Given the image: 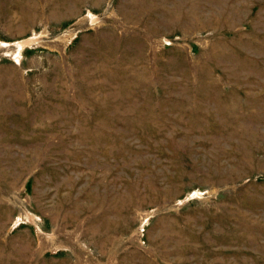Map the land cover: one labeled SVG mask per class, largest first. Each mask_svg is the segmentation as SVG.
Returning a JSON list of instances; mask_svg holds the SVG:
<instances>
[{
	"label": "rangeland",
	"instance_id": "obj_1",
	"mask_svg": "<svg viewBox=\"0 0 264 264\" xmlns=\"http://www.w3.org/2000/svg\"><path fill=\"white\" fill-rule=\"evenodd\" d=\"M0 264H264V0H0Z\"/></svg>",
	"mask_w": 264,
	"mask_h": 264
}]
</instances>
